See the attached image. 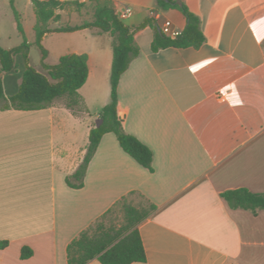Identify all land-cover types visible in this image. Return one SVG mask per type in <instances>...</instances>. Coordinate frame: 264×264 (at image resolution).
<instances>
[{
    "label": "crops",
    "instance_id": "obj_1",
    "mask_svg": "<svg viewBox=\"0 0 264 264\" xmlns=\"http://www.w3.org/2000/svg\"><path fill=\"white\" fill-rule=\"evenodd\" d=\"M181 1L199 15L206 41L154 51L158 30L147 25L135 33L140 53L118 84L125 130L152 150L154 171L108 132L84 186L68 185L111 99L113 38L88 28L44 35L49 63L88 55V79L79 89L86 109L75 113L63 100L41 109L0 108V264H68L69 243L132 191L157 206L139 225L147 259L133 264H264V210L234 208L221 195L242 187L264 193V0ZM114 4L133 9L122 19L131 27L150 18L160 29L171 20L182 32L188 23L179 8L156 0ZM27 6L30 17L17 10L32 43L37 16L32 0ZM58 13L51 27L84 19L76 11ZM17 31L16 42L0 33V45L19 46ZM21 57L15 56L14 70L0 68L7 96L22 81L27 62ZM29 64L42 70L31 52ZM24 247L31 256L22 257Z\"/></svg>",
    "mask_w": 264,
    "mask_h": 264
},
{
    "label": "trees",
    "instance_id": "obj_2",
    "mask_svg": "<svg viewBox=\"0 0 264 264\" xmlns=\"http://www.w3.org/2000/svg\"><path fill=\"white\" fill-rule=\"evenodd\" d=\"M162 8H179L187 18V26L176 38H171L160 29L153 20L148 18L140 25L131 27L118 16L114 0H32L37 16L35 25L36 40L33 42L41 51L42 70L29 64L30 43L22 26L21 15L16 8L15 0H10V6L17 21V28L23 35V42L13 48L0 45V68L9 72L16 68L15 56L22 54L27 65L22 81L14 95L7 96L4 91L3 78L0 75V108H16L33 110L49 107L58 100L75 113L84 111L85 105L79 89L86 83L89 74L88 55L71 53L63 55L58 62L47 61L48 50L43 44V37L48 32H68L79 29H91L96 34L108 33L113 38V62L111 69V99L99 112L97 122L89 133V144L86 154L72 175L67 177L71 187L84 186V178L88 165L94 156L105 133L116 134L121 147L138 163L154 171L153 152L135 135L128 133L124 127V114L119 109L118 84L122 74L128 69L131 61L139 55L140 48L135 41V33L153 25L156 31L152 50L174 47H200L206 36L201 29L199 15L186 4H178L174 0H156ZM59 10L79 12L84 16L76 25L61 24L51 27L52 20H59ZM264 45V43H263ZM222 197L234 208H243L257 212L264 210V193L254 192L242 187L222 192ZM134 197L141 201L132 202ZM157 206L138 191H132L120 198L111 208L102 214L89 227L74 238L67 247L68 264H87L97 259L102 264H133L146 261V251L139 231V225L147 219ZM121 212L123 220L120 224L114 222V216ZM4 242L2 245H4ZM32 255L29 247H24L22 257Z\"/></svg>",
    "mask_w": 264,
    "mask_h": 264
},
{
    "label": "rangeland",
    "instance_id": "obj_3",
    "mask_svg": "<svg viewBox=\"0 0 264 264\" xmlns=\"http://www.w3.org/2000/svg\"><path fill=\"white\" fill-rule=\"evenodd\" d=\"M28 1L29 0H17V8L21 9V11L24 12L27 17L28 16L30 17L32 7L27 6ZM0 18H1L0 33L3 36V39L6 42L10 41L9 37L12 39V42L14 41L16 42V40H19L20 36L16 28V25H17L16 17L14 15V12L11 6L7 5L4 0H0ZM76 18H77V14H74L73 22L77 21ZM28 38L30 39V36ZM30 52H31L32 60L35 63H39L41 59V51L38 48V46L34 44L33 42L30 46ZM21 60L22 62H24V57H21ZM139 201H141L139 197H134L132 199V202L134 203H138ZM122 220H123V214L121 212L117 213L114 216V222L116 224H120Z\"/></svg>",
    "mask_w": 264,
    "mask_h": 264
},
{
    "label": "built area",
    "instance_id": "obj_4",
    "mask_svg": "<svg viewBox=\"0 0 264 264\" xmlns=\"http://www.w3.org/2000/svg\"><path fill=\"white\" fill-rule=\"evenodd\" d=\"M118 16L123 19L126 17H129L133 13V9L130 6H124L122 9L116 10ZM161 32L165 33L166 35L170 36L171 38H176L179 36L182 32L178 29H175L173 27L171 20H166L162 27L160 28Z\"/></svg>",
    "mask_w": 264,
    "mask_h": 264
},
{
    "label": "water",
    "instance_id": "obj_5",
    "mask_svg": "<svg viewBox=\"0 0 264 264\" xmlns=\"http://www.w3.org/2000/svg\"><path fill=\"white\" fill-rule=\"evenodd\" d=\"M177 3L182 5V1L181 0H177ZM160 33H162V32L160 31Z\"/></svg>",
    "mask_w": 264,
    "mask_h": 264
}]
</instances>
